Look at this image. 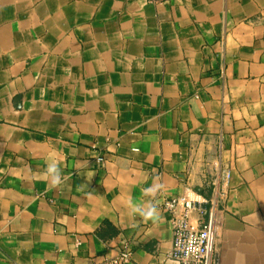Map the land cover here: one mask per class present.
<instances>
[{
  "label": "crops",
  "instance_id": "crops-1",
  "mask_svg": "<svg viewBox=\"0 0 264 264\" xmlns=\"http://www.w3.org/2000/svg\"><path fill=\"white\" fill-rule=\"evenodd\" d=\"M186 186L264 264V0H0V264H172Z\"/></svg>",
  "mask_w": 264,
  "mask_h": 264
},
{
  "label": "built area",
  "instance_id": "built-area-1",
  "mask_svg": "<svg viewBox=\"0 0 264 264\" xmlns=\"http://www.w3.org/2000/svg\"><path fill=\"white\" fill-rule=\"evenodd\" d=\"M227 179L228 173H225L222 183H218L221 197L226 195ZM207 201L202 194L186 186L180 194L164 202L172 225V243L164 256L166 261L172 264H219L215 251L219 221L213 208H205ZM131 256V250L123 249L106 264L125 263Z\"/></svg>",
  "mask_w": 264,
  "mask_h": 264
},
{
  "label": "clouds",
  "instance_id": "clouds-1",
  "mask_svg": "<svg viewBox=\"0 0 264 264\" xmlns=\"http://www.w3.org/2000/svg\"><path fill=\"white\" fill-rule=\"evenodd\" d=\"M45 176L53 187L62 182L61 167L58 161L53 160L47 164ZM161 187L160 184L154 183L153 185L142 189V194L149 197L147 201L142 203H138L129 198L128 207L133 216H140L144 219H156L158 217V205L155 198Z\"/></svg>",
  "mask_w": 264,
  "mask_h": 264
}]
</instances>
